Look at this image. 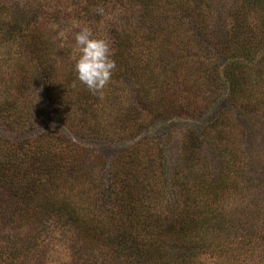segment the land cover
I'll list each match as a JSON object with an SVG mask.
<instances>
[{
  "label": "rangeland",
  "instance_id": "1",
  "mask_svg": "<svg viewBox=\"0 0 264 264\" xmlns=\"http://www.w3.org/2000/svg\"><path fill=\"white\" fill-rule=\"evenodd\" d=\"M83 27L109 43L116 63L102 97L74 71ZM57 87L69 101L60 116ZM49 130L69 140L66 166L82 158L79 177L105 198L117 154L151 139L159 208L184 206L199 221L186 234L174 229L165 246L183 237L196 248L191 264H264V0H0V264H130L120 239L108 243L103 228L115 227L98 219L113 199L93 197L95 212L88 201L46 232L40 189L16 210L17 183L36 181L25 165L32 138ZM56 175L63 187L50 198L77 199L67 174ZM98 222L109 225L89 247L84 234Z\"/></svg>",
  "mask_w": 264,
  "mask_h": 264
},
{
  "label": "trees",
  "instance_id": "2",
  "mask_svg": "<svg viewBox=\"0 0 264 264\" xmlns=\"http://www.w3.org/2000/svg\"><path fill=\"white\" fill-rule=\"evenodd\" d=\"M249 39L250 38L247 36V41ZM242 78L244 79V76H242ZM49 81L50 80L46 79L48 87L51 88ZM50 94V97L53 96L54 99L58 100L56 102L59 104H55V106H59L55 108V114L60 116L66 106H68L67 103H69L65 98L66 92L63 89L59 90L57 87V89L55 88V93L50 92ZM190 106L191 105L186 104H183V106L179 105V109L180 107L182 109L183 107L187 108ZM192 107L193 105L191 108ZM171 111L174 110L171 109ZM138 116H140V112H138L137 117ZM139 119H142V116H140ZM119 130L124 132L127 131V129L124 128H118L115 131L120 134ZM68 144L69 140L67 141V138H59L57 134L51 130L32 138L30 149H28L30 152L27 153L28 160L25 165L26 170L34 176L36 181L32 179V186L29 187L24 186L25 183H17L18 187L17 185L15 187L16 195L19 196L17 197V201L19 200L16 205L17 211L23 213L28 207L26 202L30 204V199L35 200L36 197L34 196L40 189L44 195L42 194L36 206V210L37 216L40 217L39 221L45 224V226H40L42 230L46 232L49 231L47 228L50 227V224H56V222L53 223L56 218L58 219L60 216L64 218L66 213H70L74 210L78 211L82 206H85V203L87 204L88 201L92 200L93 197L98 199L102 198L105 202L113 199L112 202L115 206L111 213H105L104 210L101 209V211L97 213L98 219L101 221L105 219L111 223V226L115 227L112 230L103 228L108 243L112 244V239H120L117 249L124 251L125 255L128 256L130 264H143L144 261L149 262L152 260H155L157 264H191V259L194 258L197 253L195 251L196 248L190 245L183 237L180 236L178 241L176 242L175 240L171 246H165V243L169 239L175 237L172 235L175 233L174 229L179 233L183 230V233L186 234L193 228L196 229L199 221L192 220L193 217L189 214L191 211L184 206L177 207V211L172 215L170 212L159 208V196L162 191L161 188H158V184H156L155 187L156 178L160 176H155L157 172L155 167L156 161H154V148L156 144L151 139H142L129 146H125L124 150L117 154V158L113 161L112 165L114 171H116V176L113 179L115 182L114 192L112 196L106 198L100 197L96 195L95 192H92L93 188L89 189L86 182H84L85 179L79 177V168L82 163V158L77 160L76 165L72 164L78 171L77 174L74 168L70 166V163L66 166L70 161L69 154L71 151L70 144ZM6 163L9 164L8 162ZM98 165L99 164H97V166ZM59 170H61V172H58ZM141 170L144 171L142 175H139ZM62 172L67 174V177L72 181V185L68 190L71 189L75 192V189L78 188L76 191L77 194L75 195L77 199H67L66 197L62 199L61 196L57 199L54 197V200L50 198L51 195L48 193L50 190L59 186L63 187V184H58L57 180L61 179L56 175V173ZM148 174L151 176H147ZM82 176L85 177L83 174ZM145 177L147 178L146 180ZM33 181L35 182L33 183ZM61 181L62 183L64 182L63 180ZM146 183H148L149 186H145L144 184ZM115 192L119 193L113 195ZM96 206H98L96 200H93V204H91L90 201L87 205L88 208L92 207L94 212ZM75 221L77 220L74 219L72 222ZM69 222L70 221H68V223ZM109 223L98 222L97 226L94 228L87 227L91 232L86 231L84 239L89 247H91L89 244L91 240L95 239L97 236L95 232L102 230V227L109 225ZM100 224H102V227ZM80 225L81 224L78 226ZM161 226H164V228L162 229ZM161 230L166 233L162 238H159L157 235ZM22 247L23 249L19 248L20 251L23 250L21 253H27L29 256L33 248H25L24 245ZM121 254L118 251V255Z\"/></svg>",
  "mask_w": 264,
  "mask_h": 264
},
{
  "label": "clouds",
  "instance_id": "3",
  "mask_svg": "<svg viewBox=\"0 0 264 264\" xmlns=\"http://www.w3.org/2000/svg\"><path fill=\"white\" fill-rule=\"evenodd\" d=\"M96 13L103 17L105 9L97 7ZM61 36L64 33H60ZM76 51L79 53L74 65L77 80L94 95L104 94L116 67L109 43L93 36L92 30L83 27L75 34Z\"/></svg>",
  "mask_w": 264,
  "mask_h": 264
}]
</instances>
